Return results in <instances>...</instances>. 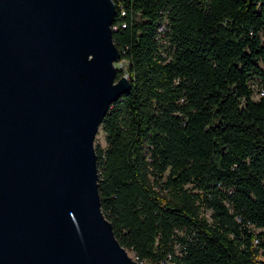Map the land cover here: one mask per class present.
I'll use <instances>...</instances> for the list:
<instances>
[{
    "label": "trees",
    "instance_id": "trees-1",
    "mask_svg": "<svg viewBox=\"0 0 264 264\" xmlns=\"http://www.w3.org/2000/svg\"><path fill=\"white\" fill-rule=\"evenodd\" d=\"M114 1L132 86L95 148L117 238L143 264H264V0Z\"/></svg>",
    "mask_w": 264,
    "mask_h": 264
},
{
    "label": "water",
    "instance_id": "water-1",
    "mask_svg": "<svg viewBox=\"0 0 264 264\" xmlns=\"http://www.w3.org/2000/svg\"><path fill=\"white\" fill-rule=\"evenodd\" d=\"M114 0H0V264H143L105 216L95 136L131 82Z\"/></svg>",
    "mask_w": 264,
    "mask_h": 264
},
{
    "label": "rangeland",
    "instance_id": "rangeland-1",
    "mask_svg": "<svg viewBox=\"0 0 264 264\" xmlns=\"http://www.w3.org/2000/svg\"><path fill=\"white\" fill-rule=\"evenodd\" d=\"M116 65L121 66L120 61H116ZM94 144H95V147L98 144H100L102 146H106V144H107V142H106V132L104 131L102 125L99 127V130H98V132H97V134L95 136ZM127 249H128V251H129L131 256H133L134 258H137L136 255H135V252L132 249H130V248H127Z\"/></svg>",
    "mask_w": 264,
    "mask_h": 264
},
{
    "label": "built area",
    "instance_id": "built-area-1",
    "mask_svg": "<svg viewBox=\"0 0 264 264\" xmlns=\"http://www.w3.org/2000/svg\"><path fill=\"white\" fill-rule=\"evenodd\" d=\"M124 12V11H123ZM124 25H126V23H123ZM117 28V25H115L114 24V29H116ZM119 61V60H118ZM125 76H126V74H125ZM127 78H128V76H126ZM261 93H263V91L261 92Z\"/></svg>",
    "mask_w": 264,
    "mask_h": 264
},
{
    "label": "bare ground",
    "instance_id": "bare-ground-1",
    "mask_svg": "<svg viewBox=\"0 0 264 264\" xmlns=\"http://www.w3.org/2000/svg\"><path fill=\"white\" fill-rule=\"evenodd\" d=\"M112 29H113V25H112Z\"/></svg>",
    "mask_w": 264,
    "mask_h": 264
}]
</instances>
